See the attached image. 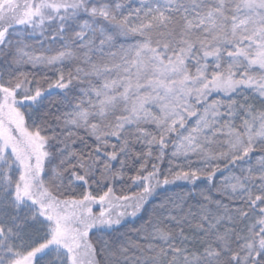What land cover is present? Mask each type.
Instances as JSON below:
<instances>
[{
  "label": "snow or ice",
  "instance_id": "snow-or-ice-1",
  "mask_svg": "<svg viewBox=\"0 0 264 264\" xmlns=\"http://www.w3.org/2000/svg\"><path fill=\"white\" fill-rule=\"evenodd\" d=\"M0 264H264V0H0Z\"/></svg>",
  "mask_w": 264,
  "mask_h": 264
}]
</instances>
